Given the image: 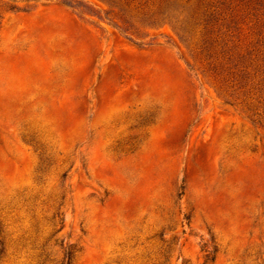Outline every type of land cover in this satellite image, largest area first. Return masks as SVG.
Here are the masks:
<instances>
[{
  "label": "rangeland",
  "instance_id": "rangeland-1",
  "mask_svg": "<svg viewBox=\"0 0 264 264\" xmlns=\"http://www.w3.org/2000/svg\"><path fill=\"white\" fill-rule=\"evenodd\" d=\"M68 248L264 264V0H0V264Z\"/></svg>",
  "mask_w": 264,
  "mask_h": 264
},
{
  "label": "trees",
  "instance_id": "trees-1",
  "mask_svg": "<svg viewBox=\"0 0 264 264\" xmlns=\"http://www.w3.org/2000/svg\"><path fill=\"white\" fill-rule=\"evenodd\" d=\"M72 260H73V251L70 248H68L64 252V262L62 264H72Z\"/></svg>",
  "mask_w": 264,
  "mask_h": 264
}]
</instances>
